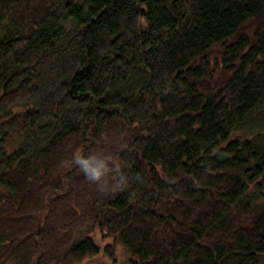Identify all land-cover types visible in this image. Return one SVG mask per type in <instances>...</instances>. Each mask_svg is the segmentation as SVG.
Listing matches in <instances>:
<instances>
[{
	"label": "trees",
	"instance_id": "trees-1",
	"mask_svg": "<svg viewBox=\"0 0 264 264\" xmlns=\"http://www.w3.org/2000/svg\"><path fill=\"white\" fill-rule=\"evenodd\" d=\"M263 107L264 0H0V264H262Z\"/></svg>",
	"mask_w": 264,
	"mask_h": 264
},
{
	"label": "clouds",
	"instance_id": "clouds-1",
	"mask_svg": "<svg viewBox=\"0 0 264 264\" xmlns=\"http://www.w3.org/2000/svg\"><path fill=\"white\" fill-rule=\"evenodd\" d=\"M74 162L83 171L86 178L93 183H99L102 181L105 175L109 172L107 159L96 155L85 157L77 152ZM81 264H85V262L82 261Z\"/></svg>",
	"mask_w": 264,
	"mask_h": 264
},
{
	"label": "rangeland",
	"instance_id": "rangeland-1",
	"mask_svg": "<svg viewBox=\"0 0 264 264\" xmlns=\"http://www.w3.org/2000/svg\"><path fill=\"white\" fill-rule=\"evenodd\" d=\"M92 237L100 247H103L104 245L112 241L110 239H108L107 241H103L99 235H93ZM115 253V262L105 257L104 255H100L93 259L85 260L84 262L85 264H125L128 258V254L125 248L121 245H116ZM262 264H264V261L262 262Z\"/></svg>",
	"mask_w": 264,
	"mask_h": 264
}]
</instances>
